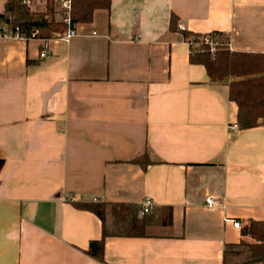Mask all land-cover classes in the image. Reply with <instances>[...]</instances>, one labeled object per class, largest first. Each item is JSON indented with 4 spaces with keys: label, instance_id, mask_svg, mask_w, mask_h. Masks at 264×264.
Listing matches in <instances>:
<instances>
[{
    "label": "crops",
    "instance_id": "crops-1",
    "mask_svg": "<svg viewBox=\"0 0 264 264\" xmlns=\"http://www.w3.org/2000/svg\"><path fill=\"white\" fill-rule=\"evenodd\" d=\"M78 30L48 48L0 38V264H224L226 245L254 243L225 218L264 221V125L239 129L182 32L264 53V0H112ZM147 199L172 226L107 238L104 263L87 254L103 222L74 202Z\"/></svg>",
    "mask_w": 264,
    "mask_h": 264
},
{
    "label": "trees",
    "instance_id": "trees-1",
    "mask_svg": "<svg viewBox=\"0 0 264 264\" xmlns=\"http://www.w3.org/2000/svg\"><path fill=\"white\" fill-rule=\"evenodd\" d=\"M112 0H74L71 12L74 23H92L95 13L109 11ZM0 21L9 23L13 29L28 37L34 30H39V38L51 39L56 33L66 30L65 24L56 21L55 11L50 2L47 12L31 13L23 5L8 0L6 12L0 14ZM179 19L171 18L172 32H179ZM184 39L191 46L190 62L204 66L213 85H227L228 99L238 106L237 125L239 129H251L264 125V53L233 51L229 47V36L223 32L192 34L182 32ZM206 38L217 43L215 52H211ZM147 168L152 164L147 153L133 161ZM73 205L99 216L103 222V237L92 241L87 254L104 263L106 239L109 237L145 238L147 229L173 225L171 207L153 209L140 216V207L135 204H107L100 202H74ZM111 208L114 219L112 227L106 223V209ZM241 223L243 237H250L255 242L242 241L240 244L226 245L224 264H230L233 258L246 255L242 264L264 263V221L247 220ZM245 248V252L238 249Z\"/></svg>",
    "mask_w": 264,
    "mask_h": 264
},
{
    "label": "built area",
    "instance_id": "built-area-1",
    "mask_svg": "<svg viewBox=\"0 0 264 264\" xmlns=\"http://www.w3.org/2000/svg\"><path fill=\"white\" fill-rule=\"evenodd\" d=\"M21 5H23L31 13H44L47 12L50 2L53 5L55 11L56 21H59L66 26V30L62 33H57L54 37L56 40L61 41H70L72 38L76 37L79 34L78 23H74L72 20L71 12L73 8L74 0H14ZM184 30V28L181 27ZM39 30H34L30 37L25 34H21L19 29H13L10 27L9 23L0 21V38H20V39H31L39 38ZM96 35V32H94ZM49 39H44V46L48 48ZM206 43L210 45L211 52H215L217 48V43L206 38ZM47 52H42L40 54L41 58H45ZM206 207L212 211L218 209H224L226 207L223 199L217 196H207L205 199ZM155 207L154 202L151 199H147L141 206L140 216H144L152 211ZM226 222L233 223V226L236 229H241V223L235 219L225 218Z\"/></svg>",
    "mask_w": 264,
    "mask_h": 264
},
{
    "label": "rangeland",
    "instance_id": "rangeland-1",
    "mask_svg": "<svg viewBox=\"0 0 264 264\" xmlns=\"http://www.w3.org/2000/svg\"><path fill=\"white\" fill-rule=\"evenodd\" d=\"M57 34V33H56ZM56 34H55V36H56ZM106 223H107V225L109 226V227H112V225H113V223H114V219H113V216H112V214H111V208L110 207H107V209H106ZM149 229L150 228H148L147 229V235H149ZM245 248H240V249H238V251H242V252H245ZM242 255H245V254H242ZM237 258H240V257H237ZM244 258V260H245V258H246V256H244L243 257ZM234 259H236V258H233L232 260H234Z\"/></svg>",
    "mask_w": 264,
    "mask_h": 264
}]
</instances>
